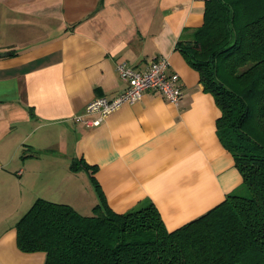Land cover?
Returning <instances> with one entry per match:
<instances>
[{
	"label": "crops",
	"instance_id": "crops-1",
	"mask_svg": "<svg viewBox=\"0 0 264 264\" xmlns=\"http://www.w3.org/2000/svg\"><path fill=\"white\" fill-rule=\"evenodd\" d=\"M203 15L200 0H0V264L45 263L16 244L15 224L36 199L92 214L98 194L72 162L93 166L114 212L152 203L167 231L241 186L214 97L176 48ZM158 57L180 77L177 106L146 91L96 127L74 123L93 98L124 88L117 62L143 70Z\"/></svg>",
	"mask_w": 264,
	"mask_h": 264
},
{
	"label": "trees",
	"instance_id": "trees-1",
	"mask_svg": "<svg viewBox=\"0 0 264 264\" xmlns=\"http://www.w3.org/2000/svg\"><path fill=\"white\" fill-rule=\"evenodd\" d=\"M176 48L220 110L216 131L241 186L198 218L167 231L150 203L126 213L98 194L92 214L36 199L15 224L25 253L44 264H264V0H205L202 25Z\"/></svg>",
	"mask_w": 264,
	"mask_h": 264
},
{
	"label": "built area",
	"instance_id": "built-area-1",
	"mask_svg": "<svg viewBox=\"0 0 264 264\" xmlns=\"http://www.w3.org/2000/svg\"><path fill=\"white\" fill-rule=\"evenodd\" d=\"M115 67L119 78L125 84L124 88L113 97L100 95L93 98L85 105L82 114L72 118L74 123L96 127L121 106L140 101L146 91L159 93L173 106L179 104L182 98L180 77L176 73L168 72L169 63L166 58L150 60L143 70H138L124 61L117 62ZM94 115L97 117L92 118Z\"/></svg>",
	"mask_w": 264,
	"mask_h": 264
},
{
	"label": "water",
	"instance_id": "water-1",
	"mask_svg": "<svg viewBox=\"0 0 264 264\" xmlns=\"http://www.w3.org/2000/svg\"><path fill=\"white\" fill-rule=\"evenodd\" d=\"M9 52H0V57L7 55Z\"/></svg>",
	"mask_w": 264,
	"mask_h": 264
}]
</instances>
